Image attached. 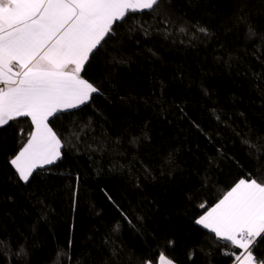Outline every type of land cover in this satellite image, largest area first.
Segmentation results:
<instances>
[{
	"label": "trees",
	"instance_id": "trees-1",
	"mask_svg": "<svg viewBox=\"0 0 264 264\" xmlns=\"http://www.w3.org/2000/svg\"><path fill=\"white\" fill-rule=\"evenodd\" d=\"M166 2L116 23L82 73L100 93L50 120L62 157L28 183L10 161L31 119L0 127V264H53L58 252L59 264H108L106 239L119 264H156L162 252L176 264L236 261L241 249L195 221L264 172V155L242 143L264 144V40L246 39L249 23L264 35V0ZM253 255L264 260V236Z\"/></svg>",
	"mask_w": 264,
	"mask_h": 264
},
{
	"label": "snow or ice",
	"instance_id": "snow-or-ice-1",
	"mask_svg": "<svg viewBox=\"0 0 264 264\" xmlns=\"http://www.w3.org/2000/svg\"><path fill=\"white\" fill-rule=\"evenodd\" d=\"M169 6L166 0H0V127L22 117L30 118L32 125L27 142L10 161L20 181L28 183L37 169L61 159L64 142L49 126L50 120L86 105L93 94L100 93V87L83 78L82 73L114 35L116 23L125 20L129 13L159 15L161 9ZM239 20L248 23L245 15ZM169 22L163 20L165 24ZM140 27L145 35L149 34L143 25ZM164 31L168 33L167 28ZM178 31L185 33L186 28L182 26ZM197 31L210 35L204 27ZM256 38L264 40V35L249 23L246 39ZM113 62L123 64L127 60L114 57ZM195 126L199 129V125ZM75 135L79 140V134ZM140 142L139 137L131 141ZM242 143L250 155L256 153L253 159L257 162L264 155V144L253 143L247 136L242 137ZM255 171L256 176L249 173L240 178L195 221L218 239L241 249L242 255L246 253L242 260L237 257L239 264H264V260L258 261L253 255L257 238L264 236V172L260 168ZM105 244L110 246L112 257L108 264H119L115 258L122 249L107 239ZM61 255L57 253L53 264H59ZM142 264L153 261L146 259ZM157 264L176 261L162 252Z\"/></svg>",
	"mask_w": 264,
	"mask_h": 264
},
{
	"label": "crops",
	"instance_id": "crops-1",
	"mask_svg": "<svg viewBox=\"0 0 264 264\" xmlns=\"http://www.w3.org/2000/svg\"><path fill=\"white\" fill-rule=\"evenodd\" d=\"M222 197H223V196H222ZM222 197H221V198H222ZM221 198H220V199H221ZM220 199H219V200H220ZM219 200H218V201H219ZM218 201H217V202H218ZM217 202H216V203H217ZM216 203H215V204H216ZM215 204H214V205H215ZM214 205H212V206H214ZM212 206H211V207H212ZM211 207H210V208H211ZM205 212H206V211H205ZM205 212H204V213H205ZM204 213H203L202 215H204ZM202 215H200V216H202ZM200 216H199V217H200ZM199 217H198V218H199ZM198 218H197V219H198ZM197 219H196V220H197ZM200 226H202V225H200ZM202 227H203V226H202ZM208 230H209V229H208ZM243 255H246V253H243ZM243 255H242V250H241V252H240V254H239L238 257L242 260V259H243ZM233 264H239V260L236 259V261H235Z\"/></svg>",
	"mask_w": 264,
	"mask_h": 264
},
{
	"label": "rangeland",
	"instance_id": "rangeland-1",
	"mask_svg": "<svg viewBox=\"0 0 264 264\" xmlns=\"http://www.w3.org/2000/svg\"><path fill=\"white\" fill-rule=\"evenodd\" d=\"M157 264V263H156Z\"/></svg>",
	"mask_w": 264,
	"mask_h": 264
}]
</instances>
